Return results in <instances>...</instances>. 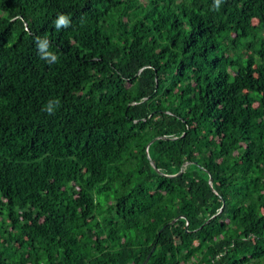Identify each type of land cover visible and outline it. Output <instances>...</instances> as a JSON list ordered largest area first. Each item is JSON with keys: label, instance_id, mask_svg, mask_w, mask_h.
Returning <instances> with one entry per match:
<instances>
[{"label": "trees", "instance_id": "1", "mask_svg": "<svg viewBox=\"0 0 264 264\" xmlns=\"http://www.w3.org/2000/svg\"><path fill=\"white\" fill-rule=\"evenodd\" d=\"M149 254L264 264V0H0V264Z\"/></svg>", "mask_w": 264, "mask_h": 264}, {"label": "clouds", "instance_id": "2", "mask_svg": "<svg viewBox=\"0 0 264 264\" xmlns=\"http://www.w3.org/2000/svg\"><path fill=\"white\" fill-rule=\"evenodd\" d=\"M221 2H222V0H214V8L218 10L220 5H221ZM55 24H56L57 28H59L61 26H65L66 27L68 25V19L65 16H63V15H60L58 20L55 21ZM39 47L41 49L46 48L47 47V41H44V42L40 43ZM52 59L55 60V57H52ZM56 103H58V102H56ZM45 110L48 112L49 115L53 114V112H54L53 102L50 101L48 103V105L46 106Z\"/></svg>", "mask_w": 264, "mask_h": 264}, {"label": "water", "instance_id": "3", "mask_svg": "<svg viewBox=\"0 0 264 264\" xmlns=\"http://www.w3.org/2000/svg\"><path fill=\"white\" fill-rule=\"evenodd\" d=\"M153 251V250H152ZM152 253V252H151ZM150 255L151 254H149L148 256H147V258L142 262V264H146L147 263V261H148V259L150 258Z\"/></svg>", "mask_w": 264, "mask_h": 264}]
</instances>
